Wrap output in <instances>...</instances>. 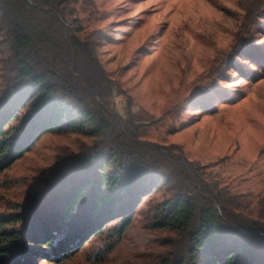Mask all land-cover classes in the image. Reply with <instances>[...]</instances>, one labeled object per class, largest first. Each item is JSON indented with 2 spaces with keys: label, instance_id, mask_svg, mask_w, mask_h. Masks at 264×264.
<instances>
[{
  "label": "trees",
  "instance_id": "16d2710c",
  "mask_svg": "<svg viewBox=\"0 0 264 264\" xmlns=\"http://www.w3.org/2000/svg\"><path fill=\"white\" fill-rule=\"evenodd\" d=\"M80 1L92 2L0 0V173L44 134L89 140L62 149L41 187L0 212V264H68L93 240L102 242L92 253L101 261L138 214L164 247L147 264H264V212L241 210L205 165L147 139L150 122L131 98L124 113L117 109L120 84L104 69L97 39L81 33ZM256 8L247 7L249 20ZM258 13L262 29L264 8ZM247 56L264 71L261 46L239 36L189 103L213 111L217 98L233 99L217 77L243 70Z\"/></svg>",
  "mask_w": 264,
  "mask_h": 264
},
{
  "label": "rangeland",
  "instance_id": "374dc122",
  "mask_svg": "<svg viewBox=\"0 0 264 264\" xmlns=\"http://www.w3.org/2000/svg\"><path fill=\"white\" fill-rule=\"evenodd\" d=\"M253 5L250 14L258 21L247 17ZM76 7L81 33L97 39L104 69L120 84L122 93L114 92L117 109L124 113L131 98L133 110L150 122L147 139L174 145L188 160L205 165L207 177L226 186L241 210L264 212V71L244 57L243 70L217 77L233 99L217 98L213 111L188 101L213 78L212 70L239 36L264 51V27L258 29L264 0H92ZM2 72L0 62V81ZM86 141L72 132L42 135L0 173V212L41 187L62 149L77 151ZM160 238L138 214L101 261L92 253L102 242L93 240L68 264H147L164 250Z\"/></svg>",
  "mask_w": 264,
  "mask_h": 264
}]
</instances>
